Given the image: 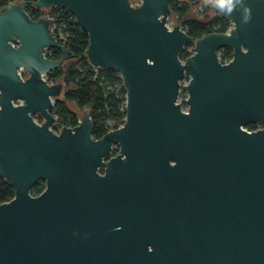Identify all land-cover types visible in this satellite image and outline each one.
Here are the masks:
<instances>
[{
	"label": "water",
	"instance_id": "95a60500",
	"mask_svg": "<svg viewBox=\"0 0 264 264\" xmlns=\"http://www.w3.org/2000/svg\"><path fill=\"white\" fill-rule=\"evenodd\" d=\"M169 1H33L68 10L88 63L119 73L123 121L96 139L87 112L49 128L63 86L44 75L72 56L52 18H30L20 0L0 7V176L13 188L0 264H264V0L231 12L207 0L200 16L230 27L196 39L167 26Z\"/></svg>",
	"mask_w": 264,
	"mask_h": 264
},
{
	"label": "trees",
	"instance_id": "16d2710c",
	"mask_svg": "<svg viewBox=\"0 0 264 264\" xmlns=\"http://www.w3.org/2000/svg\"><path fill=\"white\" fill-rule=\"evenodd\" d=\"M13 0H0V7ZM25 12L32 19L39 17L40 9L33 6L35 0H20ZM32 1V2H31ZM188 0H170L168 7L170 15L168 19L176 20L187 35L192 39L201 37L202 34L210 32H225L230 27V22L217 14H211L208 20L201 21L186 17L190 2ZM209 5V4H208ZM204 6V9H208ZM55 26H61L64 39H59L72 54L71 63L65 68H57L46 73V80L50 82H61L63 93L53 101V111L57 118V125L72 127L77 124V116L71 111L66 103H72L77 109H85L91 121V137L99 138L107 130L118 127L124 118L125 92L123 90L119 73L114 68L102 69L92 66L84 56L87 45L86 33L74 23L73 17L63 7H51L49 10ZM190 52L184 47L178 57L183 59ZM59 52L50 49L47 58L57 59ZM217 56L220 62L227 61L231 56V50L227 47L219 48ZM34 117V116H33ZM36 118V117H35ZM38 118V117H37ZM39 119V118H38ZM246 126L253 127L252 123ZM112 149V154L116 152ZM43 188V181H36L29 189L34 194ZM13 196V188L3 177L0 176V203L7 201Z\"/></svg>",
	"mask_w": 264,
	"mask_h": 264
},
{
	"label": "rangeland",
	"instance_id": "374dc122",
	"mask_svg": "<svg viewBox=\"0 0 264 264\" xmlns=\"http://www.w3.org/2000/svg\"><path fill=\"white\" fill-rule=\"evenodd\" d=\"M130 2V4L132 5H135V4H138L139 3V0H128ZM217 1V0H215ZM187 2H190V6H189V10H188V13H186V17L188 18H195V19H198V20H201V21H206L208 20L207 18L210 17L207 16H200L201 14H204L205 12L208 11V9H204V6H208V1L207 0H188ZM173 23H176V20L173 19V17L171 19H168L167 20V26H172ZM184 49L185 51L187 52H192V44L189 43L187 45H184ZM182 60V59H181ZM72 59L71 58H67V59H64L60 68H65L67 67L70 63H71ZM20 75L21 77H24L26 76V73L23 71V70H20ZM187 81V77L181 79L179 81L180 85L182 84H185ZM186 98V92L184 90H182L181 88H179V93H178V96H177V102L180 104V108L182 110H185L186 109V104L184 102ZM67 107L71 110V111H74L76 113V116L77 118L79 119L80 118V115L83 113V110L86 111L85 109H77L74 104L72 103H66Z\"/></svg>",
	"mask_w": 264,
	"mask_h": 264
},
{
	"label": "built area",
	"instance_id": "2783aa9c",
	"mask_svg": "<svg viewBox=\"0 0 264 264\" xmlns=\"http://www.w3.org/2000/svg\"><path fill=\"white\" fill-rule=\"evenodd\" d=\"M53 7H55V6H53ZM50 8L51 7H48V8H41L40 9V14H39V17H49V18H52V16L50 15V13H49V10H50ZM38 17V18H39ZM52 20H53V18H52ZM181 28V27H180ZM182 29V28H181ZM51 30H52V33H53V35H54V37H55V39L58 41V38L59 39H64V36H65V34L63 33V31H62V28H61V26H55L54 25V22H53V24H52V26H51ZM183 30V29H182ZM228 30V29H227ZM226 30V31H227ZM50 49H52V48H44L43 50H42V53H43V55L46 57V54L49 52V50ZM19 72V75L21 74L20 73V70L18 71ZM21 76V75H20ZM45 76H46V74L44 75V79L46 80V78H45ZM47 81V80H46ZM48 83H53V82H50V81H47ZM53 115V121H52V123L50 124V126H49V128H50V130L52 131V132H54V133H57L59 130H60V128L62 127V126H59V125H57V118H56V116L54 115V114H52ZM35 120V119H34ZM36 121V120H35ZM79 121V119H77V122ZM260 127H262V124L261 125H257V126H253V127H250V126H242V128L244 129V130H247V131H252V130H255V129H258V128H260Z\"/></svg>",
	"mask_w": 264,
	"mask_h": 264
},
{
	"label": "clouds",
	"instance_id": "9594fccd",
	"mask_svg": "<svg viewBox=\"0 0 264 264\" xmlns=\"http://www.w3.org/2000/svg\"><path fill=\"white\" fill-rule=\"evenodd\" d=\"M240 2L241 0H217L218 6L221 8H226L229 12H231L233 7ZM245 19L248 18L246 17Z\"/></svg>",
	"mask_w": 264,
	"mask_h": 264
},
{
	"label": "flooded vegetation",
	"instance_id": "af4514ba",
	"mask_svg": "<svg viewBox=\"0 0 264 264\" xmlns=\"http://www.w3.org/2000/svg\"><path fill=\"white\" fill-rule=\"evenodd\" d=\"M36 117V118H35ZM38 116H36V115H34V119L37 121V122H40L41 121V118L40 117H38ZM254 126H257V125H261V123H259V122H255V123H252Z\"/></svg>",
	"mask_w": 264,
	"mask_h": 264
}]
</instances>
